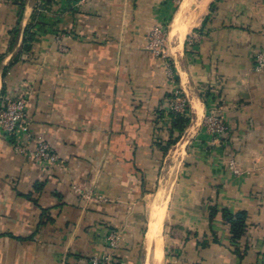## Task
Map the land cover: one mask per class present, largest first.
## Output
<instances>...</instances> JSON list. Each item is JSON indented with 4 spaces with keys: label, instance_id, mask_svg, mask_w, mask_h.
Here are the masks:
<instances>
[{
    "label": "crops",
    "instance_id": "1",
    "mask_svg": "<svg viewBox=\"0 0 264 264\" xmlns=\"http://www.w3.org/2000/svg\"><path fill=\"white\" fill-rule=\"evenodd\" d=\"M259 52L264 0H0V101L26 97L32 134L28 153L0 134V264H264ZM210 113L227 127L219 141ZM38 138L58 163L34 158ZM162 189L157 262L147 234ZM225 209L246 213L238 241Z\"/></svg>",
    "mask_w": 264,
    "mask_h": 264
},
{
    "label": "built area",
    "instance_id": "2",
    "mask_svg": "<svg viewBox=\"0 0 264 264\" xmlns=\"http://www.w3.org/2000/svg\"><path fill=\"white\" fill-rule=\"evenodd\" d=\"M88 1V0H82ZM165 27H156L151 37V44L158 52L163 53L162 46L164 44ZM256 67L264 68V52H259L256 55ZM174 109L183 112L186 109V99L182 97L181 91L176 89L174 92V100L172 102ZM209 132L216 140H221V137L226 132V124L222 116L210 113L206 117ZM0 134L11 139H14V147L17 151L28 153V149L23 145V140L28 143L32 140L30 132V117L27 111V99L24 95L5 98L0 101ZM31 154L34 158L42 163H58L61 159L52 148L51 144L43 138L36 140V146ZM75 190L82 196H88V191L79 186L74 187ZM108 246L114 251L121 241V232L111 231L108 235ZM109 257L101 258L95 256L92 264H109Z\"/></svg>",
    "mask_w": 264,
    "mask_h": 264
},
{
    "label": "bare ground",
    "instance_id": "3",
    "mask_svg": "<svg viewBox=\"0 0 264 264\" xmlns=\"http://www.w3.org/2000/svg\"><path fill=\"white\" fill-rule=\"evenodd\" d=\"M179 16L176 17V22L178 21ZM175 22V23H176ZM177 37L181 41L180 33L177 32ZM178 40V39H177ZM165 190L162 189V191L159 194L158 201L156 202L155 207L153 208L154 216L151 221L150 229L147 234V242L151 246L152 244H156V251L154 253L155 260L157 262H160L163 259V236H162V228H163V220H164V214L167 204V198L165 197ZM157 264V263H155Z\"/></svg>",
    "mask_w": 264,
    "mask_h": 264
},
{
    "label": "trees",
    "instance_id": "4",
    "mask_svg": "<svg viewBox=\"0 0 264 264\" xmlns=\"http://www.w3.org/2000/svg\"><path fill=\"white\" fill-rule=\"evenodd\" d=\"M189 120L183 116H177L175 120V126L180 130H183L185 125H187ZM212 215L216 213L215 208H211ZM224 217L231 225V232L233 235V240L238 241L241 237L242 233L246 227V213L245 212H238L237 214H233L228 210H223Z\"/></svg>",
    "mask_w": 264,
    "mask_h": 264
},
{
    "label": "rangeland",
    "instance_id": "5",
    "mask_svg": "<svg viewBox=\"0 0 264 264\" xmlns=\"http://www.w3.org/2000/svg\"><path fill=\"white\" fill-rule=\"evenodd\" d=\"M168 41V40H167ZM165 48H166V54L168 55V46H167V43H166V46H165ZM170 261V260H169ZM169 261L167 262V261H165V260H163V262H162V264H167V263H169Z\"/></svg>",
    "mask_w": 264,
    "mask_h": 264
}]
</instances>
